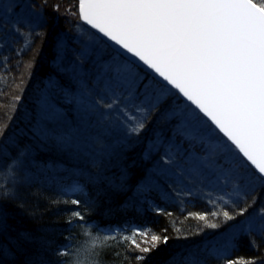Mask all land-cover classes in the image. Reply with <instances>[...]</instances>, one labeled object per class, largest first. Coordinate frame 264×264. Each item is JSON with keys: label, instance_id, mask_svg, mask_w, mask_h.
Instances as JSON below:
<instances>
[{"label": "snow or ice", "instance_id": "snow-or-ice-1", "mask_svg": "<svg viewBox=\"0 0 264 264\" xmlns=\"http://www.w3.org/2000/svg\"><path fill=\"white\" fill-rule=\"evenodd\" d=\"M51 14L75 17L106 40L88 31L53 30ZM35 42L49 45L52 72L37 90L28 118L32 136L63 149L86 113L119 129L111 151L105 138L96 140L107 152L98 162L100 174L111 168L103 182L115 192L135 195L162 181L176 187L177 178L201 187L231 185L226 195L236 197L232 208L210 213L222 216L207 225L216 235L178 253L176 264H264V255L232 257L241 237L255 251L264 249V0H0V66L9 64L8 52L20 57ZM13 119L0 121V155L19 149L24 138L22 131L9 132ZM212 192L207 190L213 206L229 203ZM17 199L0 190V264L33 242L21 231L14 244L5 245L11 226L3 205ZM71 204L79 207L81 201ZM156 213L171 215L161 208ZM72 218L85 221L80 211ZM151 231L137 228L122 237L143 253L138 264L159 243H169L167 235L154 232L151 242L137 241ZM70 247L58 249L57 257L70 256ZM27 257L25 264H49L40 250H29Z\"/></svg>", "mask_w": 264, "mask_h": 264}, {"label": "trees", "instance_id": "trees-1", "mask_svg": "<svg viewBox=\"0 0 264 264\" xmlns=\"http://www.w3.org/2000/svg\"><path fill=\"white\" fill-rule=\"evenodd\" d=\"M49 26L53 30L73 33L78 27H83L97 35L75 17L64 20L51 14ZM7 55L9 64L0 66V121L6 122V116L14 117L9 132L15 129L25 135L19 149L0 155V190H7L10 195L18 194L17 200L3 205L11 226L10 231L4 234V242L6 246L14 244V238L21 231L29 232L33 242L7 257L3 264L10 261L25 264L29 250L43 251L49 264H60L61 259L72 264L77 248L83 243V248L88 249L87 258L91 264H138L136 257L143 253L130 241L122 239L131 236L137 228L152 230L147 238L137 236L138 242L145 239L151 242L152 232L170 238L167 245L159 243L157 249L145 254L147 260L139 264H176L180 259L178 253L182 256L192 245L216 235L207 225L219 222L222 216L213 217L210 213L230 210L232 204L218 202L213 206L203 190L197 191L192 182L179 188V185L172 187L162 181L157 186L142 188L135 195L132 190L115 192L103 182L111 178L112 170L108 168L100 174L98 162L107 152L97 148L96 140L105 138L108 151L115 148L120 135L115 124L114 129H110L103 121L99 123L98 118L82 121L81 115L79 127L73 129L79 136H75L63 149L41 143L32 136L28 118L33 114L37 90L52 72L49 45L41 47L39 42H35L32 52H24L20 57L12 52ZM16 96L21 97L19 102L14 101ZM83 139L90 140L89 146L81 145L79 141ZM20 151L23 154L17 155ZM132 158L138 160L139 156ZM77 187H80L78 195L67 190ZM185 188L191 189L192 196L177 195ZM73 199L81 201L79 207L71 204ZM126 200L131 203H125ZM157 208L171 215H158ZM73 211H80L85 221L73 219ZM197 214H208V218L201 221ZM68 220L71 223H67ZM106 228L116 230V233L107 241L87 244L88 231H104ZM200 229L204 230L203 234L195 235ZM219 231L222 232L223 228ZM174 235H187L189 239H172ZM236 244L238 247L232 252V257L259 258L264 255V249L255 251L247 237H241ZM66 245H71L68 249L71 255L58 258L57 250ZM173 257L176 261H172Z\"/></svg>", "mask_w": 264, "mask_h": 264}, {"label": "rangeland", "instance_id": "rangeland-1", "mask_svg": "<svg viewBox=\"0 0 264 264\" xmlns=\"http://www.w3.org/2000/svg\"><path fill=\"white\" fill-rule=\"evenodd\" d=\"M82 31H88V30L86 28H83V27H78L76 33L82 32ZM82 116H83V120L82 121H85L86 119H91V117H92V116H90V115H88L86 113L83 114ZM94 118H98L99 119V117H94ZM113 124H114V122H113ZM111 129H114V127L112 126ZM75 136H79V133L75 134ZM79 142H81V145H82V143H84V145L87 144L86 146H89L90 140L87 141V139H83V140H80ZM193 167L201 168L202 165H199L198 163H194ZM177 182L181 183L178 186L179 188L181 186H184V181L181 178H177ZM192 183H193V186H195L197 191L202 192L201 190H203V193L205 195H207V190L208 189H213L212 195L214 197H216L217 199H218L219 196L223 195L225 197V200H228L229 203H224L223 201H220V203H222V204H231L230 200L236 199V197H234V196L229 197L228 195H226V193H230L232 191L231 185L207 184L206 187H201V185L196 184L195 181H192ZM79 189H80V187H77V189H76L77 194L80 193ZM114 232H115V230L108 229V228L104 229V231H92V230H90V231H88L87 244H94L95 245L96 243L103 241V239H102L103 237H105V236L110 237L111 235L115 234ZM235 243H236V241H235ZM84 245L85 244L83 243L80 247L77 248V252H75V254L73 256L72 264H91L90 260L87 258L88 249L87 248H83Z\"/></svg>", "mask_w": 264, "mask_h": 264}, {"label": "water", "instance_id": "water-1", "mask_svg": "<svg viewBox=\"0 0 264 264\" xmlns=\"http://www.w3.org/2000/svg\"><path fill=\"white\" fill-rule=\"evenodd\" d=\"M87 26V25H86ZM88 28H90V26H87ZM94 31V30H93ZM95 32V31H94ZM100 38H102L103 40H106V38H103L102 37V34H98V33H96ZM109 43H111V42H109ZM130 55V54H129Z\"/></svg>", "mask_w": 264, "mask_h": 264}]
</instances>
